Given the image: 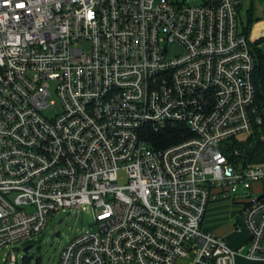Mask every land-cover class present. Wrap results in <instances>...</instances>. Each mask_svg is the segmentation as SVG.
<instances>
[{
  "label": "built area",
  "instance_id": "obj_1",
  "mask_svg": "<svg viewBox=\"0 0 264 264\" xmlns=\"http://www.w3.org/2000/svg\"><path fill=\"white\" fill-rule=\"evenodd\" d=\"M241 4L0 0L7 264L50 213L75 208L91 209L95 228L74 236L58 264L264 259V81ZM174 43L182 51L171 54ZM53 93L61 110L50 117ZM167 125L181 139L156 146L148 132ZM231 197L235 228L248 231L238 248L204 226L209 204Z\"/></svg>",
  "mask_w": 264,
  "mask_h": 264
},
{
  "label": "rangeland",
  "instance_id": "obj_2",
  "mask_svg": "<svg viewBox=\"0 0 264 264\" xmlns=\"http://www.w3.org/2000/svg\"><path fill=\"white\" fill-rule=\"evenodd\" d=\"M253 6V9L256 11H261L264 16V0H242L241 4V17L245 20L247 9ZM240 28L242 25L240 23ZM260 48L264 53V40L260 42ZM170 53L180 52L182 51V47L179 43H174L169 46ZM49 104L51 105L48 109L45 110V114L47 116H53L57 112L61 110V104L58 102V98L55 93H53L48 98ZM54 102V103H52ZM243 137V136H242ZM127 181V176L124 171L119 173V183L123 184ZM237 198L231 197L229 199L217 201V208L222 206L224 209V215L227 219L234 225L236 222L241 221L240 215V204L237 203ZM212 203L209 204V207ZM206 212V218L204 222L209 221L210 219L216 218L217 215H210V208ZM218 211V210H217ZM215 211V212H217ZM209 213V216H208ZM208 216V217H207ZM64 217L62 222H58L60 218ZM94 217L92 210H78L73 209L71 214L66 215V211H60L57 213H50L47 219V223L44 229L35 237L32 242L33 246L29 251L25 252L23 248L25 247L24 241L21 243V249L16 250L17 253V264H58L60 254L64 246L70 242V240L76 236L77 234L84 233L88 230L94 229L93 225ZM206 228L207 224L204 223ZM59 232V235L56 233ZM245 234L248 235V231L246 228L242 230H238L235 228L234 235L235 238L240 239ZM8 248H4L0 252V264H7L3 260V256L5 251ZM28 254V258H24V256ZM126 264H134V263H126Z\"/></svg>",
  "mask_w": 264,
  "mask_h": 264
},
{
  "label": "crops",
  "instance_id": "obj_3",
  "mask_svg": "<svg viewBox=\"0 0 264 264\" xmlns=\"http://www.w3.org/2000/svg\"><path fill=\"white\" fill-rule=\"evenodd\" d=\"M251 7L253 6H250L246 11L245 20L242 19L241 14H240V23L242 25L243 30H244V26L247 25L248 12ZM253 12L256 18L250 25V28L248 29L247 34L249 35L250 39L254 43L256 40L264 37V16L262 15L261 11H256V9H253ZM219 203L221 204V201ZM217 205H218L217 201H214L209 207L210 215H213V214L217 215L218 213L220 214L216 216V218L210 219L209 221L204 222L205 224H207V227H208L207 229L215 232L216 234L224 236L229 242V244L234 248H238V247H241L242 245H245L248 240V235L245 234L240 239L235 238V236L233 235L235 232V225L237 222L234 225H232L231 222L224 215V210H223L224 208L222 206H220V208H217L216 207ZM208 216H209V213H208ZM235 264H264V259L250 258L241 252L236 255Z\"/></svg>",
  "mask_w": 264,
  "mask_h": 264
},
{
  "label": "trees",
  "instance_id": "obj_4",
  "mask_svg": "<svg viewBox=\"0 0 264 264\" xmlns=\"http://www.w3.org/2000/svg\"><path fill=\"white\" fill-rule=\"evenodd\" d=\"M255 14L253 12V8L251 7L249 9L248 12V22L247 25L244 26V30L246 33H248V29L250 28V25L252 24V22L255 20ZM264 40L263 38H260L258 40H256L253 43V47L255 50V54H256V60H257V73H258V78L260 82L264 81V53L262 51V49L260 48V42H262ZM181 130L182 128L180 126H171V125H167L166 127L160 128L158 130H151L148 132V138L150 139V141H152L153 144H155L156 146H165V145H169L173 142H177L181 139L182 135H181ZM251 145L250 146H245L243 147L244 149L249 148V149H253V144L256 143L255 139L251 140V142H249ZM258 148V147H257ZM28 254L26 253V255L24 256V258H28Z\"/></svg>",
  "mask_w": 264,
  "mask_h": 264
},
{
  "label": "water",
  "instance_id": "obj_5",
  "mask_svg": "<svg viewBox=\"0 0 264 264\" xmlns=\"http://www.w3.org/2000/svg\"><path fill=\"white\" fill-rule=\"evenodd\" d=\"M68 214H71V211H67V212H66V215H68ZM63 219H64V217L60 218V219L58 220V222H62ZM56 234L59 235V232H57ZM32 246H33V244H28V245H26V246L24 247V251H25V252L29 251L30 248H31Z\"/></svg>",
  "mask_w": 264,
  "mask_h": 264
}]
</instances>
